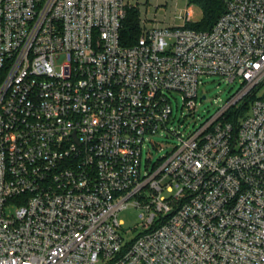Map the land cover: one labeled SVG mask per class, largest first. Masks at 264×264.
<instances>
[{
    "label": "built area",
    "instance_id": "built-area-1",
    "mask_svg": "<svg viewBox=\"0 0 264 264\" xmlns=\"http://www.w3.org/2000/svg\"><path fill=\"white\" fill-rule=\"evenodd\" d=\"M224 2L127 46L126 0H0V264H264V0ZM209 76L240 88L174 129ZM155 136L178 142L143 170Z\"/></svg>",
    "mask_w": 264,
    "mask_h": 264
},
{
    "label": "rangeland",
    "instance_id": "rangeland-1",
    "mask_svg": "<svg viewBox=\"0 0 264 264\" xmlns=\"http://www.w3.org/2000/svg\"><path fill=\"white\" fill-rule=\"evenodd\" d=\"M130 6L137 7L141 18L148 19V26L159 25L166 27L169 25H179L182 23L179 18L180 13H186L189 9L195 19L203 16V10L196 3L190 0H126ZM195 21H189L192 23ZM198 22V21H196ZM203 84L200 87V97L196 109L184 118L188 111L183 105V95L175 92L172 97L174 115L172 127L181 132L188 133L200 127L207 119L212 117L221 106H223L240 88L238 81L230 83L219 76L203 77ZM264 93V86L260 89V94ZM206 95V99L202 96ZM235 107L232 111H235ZM153 141V142H152ZM151 142L144 147L142 168L152 162V166L158 163L165 155L171 152L178 140L175 138L164 139L155 136ZM142 209L133 206L127 207L119 212L118 218L123 221L120 232L124 238V243L131 242L142 231Z\"/></svg>",
    "mask_w": 264,
    "mask_h": 264
},
{
    "label": "trees",
    "instance_id": "trees-1",
    "mask_svg": "<svg viewBox=\"0 0 264 264\" xmlns=\"http://www.w3.org/2000/svg\"><path fill=\"white\" fill-rule=\"evenodd\" d=\"M191 2L196 3L203 10V16L198 22H192L186 25L187 27L196 28V29H210L221 14L225 11V2L224 0H190ZM139 10L137 7L129 6L127 7V14L125 19L122 22V28L120 31L121 42L124 45L131 46L134 45L140 36L141 28L139 23ZM252 98H247L246 102ZM248 108V104L242 107L241 113H244V110ZM232 113L230 117H232Z\"/></svg>",
    "mask_w": 264,
    "mask_h": 264
},
{
    "label": "water",
    "instance_id": "water-1",
    "mask_svg": "<svg viewBox=\"0 0 264 264\" xmlns=\"http://www.w3.org/2000/svg\"><path fill=\"white\" fill-rule=\"evenodd\" d=\"M203 98H205V96H203Z\"/></svg>",
    "mask_w": 264,
    "mask_h": 264
}]
</instances>
